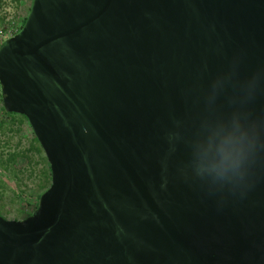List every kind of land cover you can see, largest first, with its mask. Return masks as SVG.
I'll return each mask as SVG.
<instances>
[{"label":"water","instance_id":"obj_1","mask_svg":"<svg viewBox=\"0 0 264 264\" xmlns=\"http://www.w3.org/2000/svg\"><path fill=\"white\" fill-rule=\"evenodd\" d=\"M0 94L51 173L0 264H264V0H32Z\"/></svg>","mask_w":264,"mask_h":264},{"label":"rangeland","instance_id":"obj_2","mask_svg":"<svg viewBox=\"0 0 264 264\" xmlns=\"http://www.w3.org/2000/svg\"><path fill=\"white\" fill-rule=\"evenodd\" d=\"M31 2L0 0V43L19 31ZM1 108L0 98V215L22 219L50 185V166L27 118Z\"/></svg>","mask_w":264,"mask_h":264},{"label":"trees","instance_id":"obj_3","mask_svg":"<svg viewBox=\"0 0 264 264\" xmlns=\"http://www.w3.org/2000/svg\"><path fill=\"white\" fill-rule=\"evenodd\" d=\"M16 3L19 1V0H14ZM26 18V17H25ZM25 18L23 19V23H24V21H25ZM23 23H22V25H23ZM22 27V26H21ZM4 41V40H3ZM3 41L0 43V45L3 43ZM0 98H1V94H0ZM1 111L3 112V113H7L4 109H3V107L1 108Z\"/></svg>","mask_w":264,"mask_h":264}]
</instances>
